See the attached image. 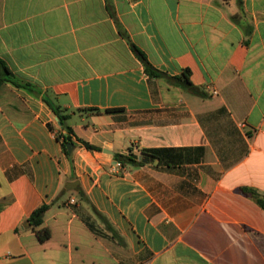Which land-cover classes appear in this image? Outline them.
Returning <instances> with one entry per match:
<instances>
[{
	"label": "crops",
	"instance_id": "1",
	"mask_svg": "<svg viewBox=\"0 0 264 264\" xmlns=\"http://www.w3.org/2000/svg\"><path fill=\"white\" fill-rule=\"evenodd\" d=\"M0 59V264H264V0H0Z\"/></svg>",
	"mask_w": 264,
	"mask_h": 264
},
{
	"label": "trees",
	"instance_id": "2",
	"mask_svg": "<svg viewBox=\"0 0 264 264\" xmlns=\"http://www.w3.org/2000/svg\"><path fill=\"white\" fill-rule=\"evenodd\" d=\"M121 34L126 37L124 33H121ZM127 41L132 51L142 62L144 66V70L149 76L154 77V78H162V77L166 78L172 84L178 85L193 94L200 95V96L204 95L203 90L191 82L190 70L188 68H184L179 75H175V76L167 75L166 73L156 69L147 60L143 52L128 38H127ZM3 81H9L17 86L23 85L22 82H20L19 80L15 78V76L9 70L5 62H3L0 59V83H2ZM44 101L49 105L53 113L58 117V120L61 124V128L63 131H65L64 133L60 135V139L62 141L63 149L65 153H67L65 144L74 143L71 136L69 135L72 132V130H71V127L66 123L67 115L63 114L62 110L58 106L52 104L49 100L44 99ZM79 143L87 149H91V150L98 149L96 146L91 145L88 142L81 140V139L79 140ZM158 151L159 150H142L141 155L142 157L150 158V157H154ZM113 157L116 161H120L122 164L140 165L143 163L141 160L132 158L131 156L127 154L114 153ZM64 191H67V189L65 188ZM242 191L246 195L253 197L256 200L257 204L264 210V195L263 194H259L257 191L251 188H243ZM48 208H49V204L47 203L41 204L40 206H38L37 208L33 210V212L30 214V216L27 219V221L29 222L30 226L37 234V237L40 241H44L50 236L49 229L42 226L43 217H44L45 212L48 210Z\"/></svg>",
	"mask_w": 264,
	"mask_h": 264
},
{
	"label": "water",
	"instance_id": "3",
	"mask_svg": "<svg viewBox=\"0 0 264 264\" xmlns=\"http://www.w3.org/2000/svg\"><path fill=\"white\" fill-rule=\"evenodd\" d=\"M65 146H66V149H67V151H68L69 153L72 151V149H73V147H74V145H73L72 143H66ZM104 152L111 153V151H109V150H104ZM129 156H131L132 158H135V159L141 160L142 162H146V160H147V158L142 157L141 155L138 156V155H135V154H129ZM76 183H77V182H69V183L67 184V187H68V188H73L74 185H75Z\"/></svg>",
	"mask_w": 264,
	"mask_h": 264
},
{
	"label": "built area",
	"instance_id": "4",
	"mask_svg": "<svg viewBox=\"0 0 264 264\" xmlns=\"http://www.w3.org/2000/svg\"><path fill=\"white\" fill-rule=\"evenodd\" d=\"M116 165H117V166H120L121 164H120V162H116ZM71 201H73V200H71Z\"/></svg>",
	"mask_w": 264,
	"mask_h": 264
}]
</instances>
